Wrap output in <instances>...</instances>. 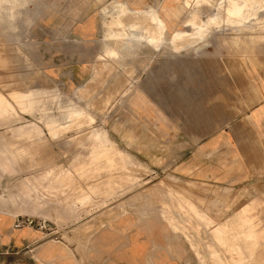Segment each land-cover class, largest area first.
<instances>
[{"label":"rangeland","instance_id":"374dc122","mask_svg":"<svg viewBox=\"0 0 264 264\" xmlns=\"http://www.w3.org/2000/svg\"><path fill=\"white\" fill-rule=\"evenodd\" d=\"M112 4L154 11L167 28L164 43L154 50L133 37L127 46L104 42L100 12ZM230 7L228 0L4 1L12 20L0 21V213L47 240L78 242L84 230L93 238L167 233L186 249L185 263L252 254L246 262L261 264L262 229L251 222L264 224V145L230 153L227 137L256 136L258 125L245 117L255 132L241 122L225 128L231 113L212 105V91L257 84L264 93V0H244L235 15ZM198 27L200 40L184 36L176 52L166 44L176 30Z\"/></svg>","mask_w":264,"mask_h":264},{"label":"crops","instance_id":"0c3cea01","mask_svg":"<svg viewBox=\"0 0 264 264\" xmlns=\"http://www.w3.org/2000/svg\"><path fill=\"white\" fill-rule=\"evenodd\" d=\"M248 85H243L234 93L220 94L219 91H212L213 96L218 97L213 99L212 105L215 102L224 111L231 113V117L225 120V128L230 130L233 126L243 125L245 129L251 128L255 132V125H258L256 136L247 130L243 140H237L232 135L227 137L226 143L232 150L229 152L233 154H247L246 149L254 142L264 145V93L257 84L250 88ZM245 117L254 120V127L247 126ZM259 151L262 153L264 147H259ZM7 214L0 213V264H192L185 263L186 249L169 241L167 233L130 230L125 234H113L104 231L93 238L91 231L84 230L78 242L55 241L47 240L40 230L24 226L16 217ZM251 223L261 226L259 233L264 241V224L256 218ZM160 240L169 242H164L160 248L157 243ZM245 255L233 256L228 263L235 264L237 260H243V264H247V257L251 260L252 254ZM212 256L218 257L215 251ZM10 257H14L15 261L9 263L5 260ZM216 262L220 264L219 259ZM261 262L264 264V251Z\"/></svg>","mask_w":264,"mask_h":264},{"label":"bare ground","instance_id":"6f19581e","mask_svg":"<svg viewBox=\"0 0 264 264\" xmlns=\"http://www.w3.org/2000/svg\"><path fill=\"white\" fill-rule=\"evenodd\" d=\"M4 1H6V0H0V7ZM9 1H13V0H9ZM228 1L231 2V7H230L231 9H226V13L228 15L237 14L238 12L236 11V9H239L242 6V3L244 2V0H228ZM186 3H187V0H186ZM219 7H220V5H219ZM100 14H101V18L103 20L102 31H103L104 42H106L108 40H115V41L124 40L123 44H125V46H127L128 44H130V37H133V41L137 42L139 47L142 45L152 46V48L154 50H157L159 45L161 43H164L165 27L162 26V20L158 17V15L154 11H152L148 8H145L141 12H139L136 10H129L126 6H122V4H112L110 6L104 7L101 10ZM125 17L130 18V19H134V20L139 19V21L135 22L133 20H130L129 22H125L123 20V18H125ZM11 20L9 19V16L5 15L0 8V21L2 23H6L7 25H9L11 23ZM191 22H192L191 16L185 17V19L182 20L180 26L182 27V29H185L188 26H190ZM2 30H3V28H2ZM194 32L195 33L186 34L183 31L176 30L173 34L170 35L166 44L171 45L172 50L174 52H176V51L182 49V48H179V45L177 42L182 40L184 38V36L188 35L191 38H193L194 36L199 37L198 40H200L201 36H204L202 34V29L200 27L196 28V30ZM196 34H198V35H196ZM104 45H105L104 54L107 57V60H110V59H113L114 57H116V55H117L116 50L108 47L106 43ZM118 64H119V62H118ZM259 190L261 191L260 188H259ZM211 221H213V220H211ZM211 221H210V223H212V224L217 223L215 221H214L215 223L211 222ZM213 229H215V227ZM232 232H233V230H232ZM216 235L218 236V234H216ZM221 236H224V235L222 234ZM218 237H217V239H219ZM219 240H217V242ZM222 240H223V238H222ZM237 240H238V238H237ZM220 242L222 243L223 241L220 240ZM237 244H239V243H237ZM255 258H257V257H254V259ZM258 259H259V257H258Z\"/></svg>","mask_w":264,"mask_h":264},{"label":"water","instance_id":"95a60500","mask_svg":"<svg viewBox=\"0 0 264 264\" xmlns=\"http://www.w3.org/2000/svg\"><path fill=\"white\" fill-rule=\"evenodd\" d=\"M29 224L31 225V224H32V222H29Z\"/></svg>","mask_w":264,"mask_h":264}]
</instances>
